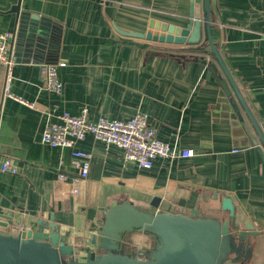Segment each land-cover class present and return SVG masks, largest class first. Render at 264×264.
Listing matches in <instances>:
<instances>
[{
    "label": "crops",
    "instance_id": "0c3cea01",
    "mask_svg": "<svg viewBox=\"0 0 264 264\" xmlns=\"http://www.w3.org/2000/svg\"><path fill=\"white\" fill-rule=\"evenodd\" d=\"M17 2L0 0V32L12 33L16 57L10 90L35 105L5 93L0 62V144L19 165L16 174L0 168V231L17 233L54 216L83 259L101 251L93 236L113 202L223 217L227 194L264 230V147L209 49L183 51L120 32H145L151 19L185 25L190 0H22L24 19L11 11ZM212 9L220 53L264 132V0H212ZM42 63L59 64L62 95L43 88ZM84 107L91 120L143 112L160 139L194 155L142 167L88 135L75 144L91 152L89 174L78 179L73 148L44 143L42 132L57 114ZM251 242L243 264H264V234Z\"/></svg>",
    "mask_w": 264,
    "mask_h": 264
},
{
    "label": "water",
    "instance_id": "95a60500",
    "mask_svg": "<svg viewBox=\"0 0 264 264\" xmlns=\"http://www.w3.org/2000/svg\"><path fill=\"white\" fill-rule=\"evenodd\" d=\"M21 1L11 8L18 19L25 18ZM190 1L185 25L151 19L145 32H120L148 42L177 45L178 50L210 51L264 147V132L214 38L212 0ZM152 205L159 207V198ZM221 207L226 216L207 214L199 208L187 213L171 208L151 210L125 199L113 202L105 208L102 225L93 236V243H98L101 251L89 252L83 259L75 255V247L68 240L70 232L62 234L54 216L41 218L35 228L17 233L0 231V264H243L254 252L251 238L263 235L264 230H258L237 209L231 195L221 199ZM136 232L147 239L142 241L143 248L128 246Z\"/></svg>",
    "mask_w": 264,
    "mask_h": 264
},
{
    "label": "built area",
    "instance_id": "2783aa9c",
    "mask_svg": "<svg viewBox=\"0 0 264 264\" xmlns=\"http://www.w3.org/2000/svg\"><path fill=\"white\" fill-rule=\"evenodd\" d=\"M12 36L11 32H0V62L7 69L5 93L27 106L34 107V102L14 96L10 90L12 68L16 64V57L11 45ZM58 66L57 63H42L40 74L45 90L62 95L65 88L59 77ZM88 135L103 141L106 145L119 146L123 149L126 161L135 162L142 167H151L158 157L176 158L194 155L193 149L177 148V146L160 139L156 126L143 112H138L126 120L106 117L91 120L87 107L82 108L78 114L62 112L57 114L54 120H47L42 132V141L53 147L73 148V165L78 170V179H84L89 174L91 152L75 149V144ZM0 168L2 171L14 174L19 172V165L15 158L3 154L1 144ZM65 179L64 174L59 175V181L63 182ZM74 191L78 192V189L74 188Z\"/></svg>",
    "mask_w": 264,
    "mask_h": 264
},
{
    "label": "rangeland",
    "instance_id": "374dc122",
    "mask_svg": "<svg viewBox=\"0 0 264 264\" xmlns=\"http://www.w3.org/2000/svg\"><path fill=\"white\" fill-rule=\"evenodd\" d=\"M131 240V244H128V246H138V244H141L142 243V240H139V237L138 235H134L130 238Z\"/></svg>",
    "mask_w": 264,
    "mask_h": 264
}]
</instances>
